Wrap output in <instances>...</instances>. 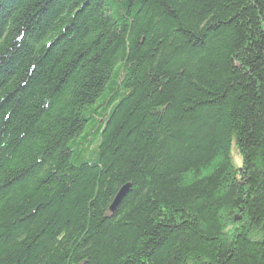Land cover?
I'll use <instances>...</instances> for the list:
<instances>
[{
	"label": "trees",
	"instance_id": "1",
	"mask_svg": "<svg viewBox=\"0 0 264 264\" xmlns=\"http://www.w3.org/2000/svg\"><path fill=\"white\" fill-rule=\"evenodd\" d=\"M0 264H264V0H0Z\"/></svg>",
	"mask_w": 264,
	"mask_h": 264
},
{
	"label": "water",
	"instance_id": "2",
	"mask_svg": "<svg viewBox=\"0 0 264 264\" xmlns=\"http://www.w3.org/2000/svg\"><path fill=\"white\" fill-rule=\"evenodd\" d=\"M130 186L131 184L130 183H127L125 185H123L120 190L118 191V193L116 194L112 204H111V207H110V210L112 212H114L117 208V206L119 205V203L121 202V200L123 199V197L125 196V194L128 192V190L130 189Z\"/></svg>",
	"mask_w": 264,
	"mask_h": 264
},
{
	"label": "rangeland",
	"instance_id": "3",
	"mask_svg": "<svg viewBox=\"0 0 264 264\" xmlns=\"http://www.w3.org/2000/svg\"><path fill=\"white\" fill-rule=\"evenodd\" d=\"M232 158L235 166L239 167L242 163V157L240 153L237 151L235 144L232 147Z\"/></svg>",
	"mask_w": 264,
	"mask_h": 264
}]
</instances>
